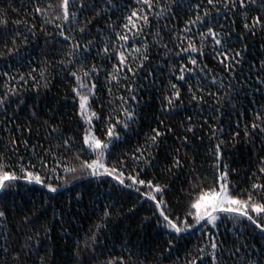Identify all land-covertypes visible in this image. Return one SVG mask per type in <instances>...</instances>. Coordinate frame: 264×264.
<instances>
[{"label":"snow or ice","instance_id":"1","mask_svg":"<svg viewBox=\"0 0 264 264\" xmlns=\"http://www.w3.org/2000/svg\"><path fill=\"white\" fill-rule=\"evenodd\" d=\"M176 8L194 12L195 17L189 19L179 32L165 25L169 33H176L175 36L170 35L166 42L164 28L159 26V21L175 17ZM202 8L205 10L201 13ZM212 10L217 14L223 12L226 17L239 16L243 22V34L237 36L239 41L257 34H261L264 40V0H197L195 4L192 0H56L44 7L40 6L39 0H33L34 15L44 17L39 31L46 32L48 25H54V31L46 34V48L40 53L43 59L36 67H30L27 73L17 71L13 74L10 71L13 64L9 63V71L0 73V78H3L0 84V109H3L6 117L0 123L7 125L11 121V117H8L11 105L16 106L13 115L16 110L27 109V123L13 121L12 129L23 133L26 128L29 134L35 131L37 137L42 138L48 146L37 143L29 148L30 140L13 135H9L7 142H4V149L0 150V220L7 217L4 201L17 194L14 188L18 180L22 179L29 185H40L48 193H57L60 188L76 181L87 180L90 184L89 178L110 177L114 185L124 190H134L143 201L152 205L151 215L143 218L141 226L155 219L156 227L165 234L168 245L165 251L169 254L180 241L187 242L197 231L200 233L196 237L197 243L186 246L183 257L177 256L173 264H264V157H258L256 169L252 172L254 182L239 190V183L230 180L236 170L224 162L228 140L221 138L226 132L219 118L215 126L209 127V141H216L214 145L210 143L207 149V154L213 160L206 170L210 171V178L197 174L194 157L193 163L189 164L187 152L181 156L180 147L166 146L168 135L174 134L175 129L155 114L152 119L156 126L149 125L142 143L138 141L134 148L119 155L113 152L117 142L126 143L129 133L136 132L133 125L140 127L141 121L145 120L142 115L145 105L140 99V92L149 77H153L155 83V71L150 68L154 48L164 52L166 65L168 60H184L186 55L187 64L193 66L188 67L184 63L168 66L167 85L161 88V92H167V95L160 97V115H171L176 108L183 107V92L178 86L181 81L188 86L191 95L189 102H195L197 107L204 104L205 88L202 82L210 77L212 85L219 82L221 88H227L223 95L208 93L215 100L214 111L223 115L225 109H230L238 118L244 116L243 136L248 142H253L254 137L260 138L264 147V100H248L249 105H255L251 109V123H248V109L238 111L234 102L239 98V108H244L251 87L248 77L244 81L237 80L239 87H235L232 79L236 77L233 76L225 86L223 80H217L214 72H209L207 65H202L197 73L198 83H188L189 74L200 64L198 57L206 54L204 49L209 41L211 54L225 73H234L237 66L246 62L244 53L247 44L239 50L235 49L231 42L233 29L225 33L221 25L217 31ZM10 11L19 14L12 2L0 9V60L21 63L26 58L21 53V47L29 45V37L38 36L37 26L29 25L26 21H10ZM113 15H116L115 20L112 19ZM97 21L104 22L98 25ZM232 23L234 25L235 20ZM21 24L26 27V33L21 32ZM191 24L205 30L193 34L188 27ZM170 43L174 47H169ZM261 49L264 51V43ZM193 53H197L198 57H193ZM141 72L144 73L143 78ZM249 72L256 84L254 91L261 92L264 89V59L258 64L249 62ZM200 73L204 75L200 76ZM61 74L69 90L65 99L71 97V112L65 114L74 122L70 128L63 126V118L56 123L55 115L48 114L55 113V108L49 107L43 113L40 108L41 89L49 90L56 76ZM160 84L164 85L163 77ZM33 122L39 128L34 130ZM201 123L206 124L207 121ZM186 124L181 122L183 135L177 137L181 147L185 148L190 143L189 134L194 136L197 131L196 122L191 116ZM240 135L238 120L237 131L231 139L238 141ZM21 143L31 155H20ZM161 151L168 161L162 169L164 173L173 174L185 167L190 169L191 179L184 181L187 188H180L179 198L175 201L167 199L168 184L160 182L156 174L148 178V169L156 167L161 159ZM84 196V192H77L75 203L83 204ZM89 207L96 222L83 235L80 229H73V236L64 227L71 226L78 215L72 209L71 200L67 207L53 212L67 241H70L64 244V248L71 249L67 254L57 253L54 244H45V241H51L52 225L41 223L36 213L25 215L20 227L14 232L5 228L0 236V264H95L96 261L100 264H151V260L170 258L161 252L150 260L146 252L152 253V247L136 245L137 251H133L127 248V244L132 243L129 240L121 246L127 249V254L113 256L112 250L108 249L107 258L100 260L104 252L97 249L107 248V244L101 240V233L108 228L115 205L106 204L100 209L93 205ZM225 222L237 228V235L231 242L219 239L220 225ZM37 224L40 225L39 229L35 227ZM29 225L32 228L28 231L21 230ZM40 229L43 230V240ZM246 232L253 233V239L259 242L249 244L244 235Z\"/></svg>","mask_w":264,"mask_h":264},{"label":"trees","instance_id":"2","mask_svg":"<svg viewBox=\"0 0 264 264\" xmlns=\"http://www.w3.org/2000/svg\"><path fill=\"white\" fill-rule=\"evenodd\" d=\"M12 2L13 8L19 10V14L16 12H9V20L10 21H26L27 24H35L37 26L38 36L33 38L29 37V45L27 47H21L22 55H25V59L21 63H14L13 61H5L0 60V73L4 71H9L7 65L9 63L13 64V67L10 69L11 73H16L19 71L20 73H27L30 70V67H36L37 63L43 59L40 55L41 50L46 48L45 44V36L47 33H51L54 31V25H48L46 32H40L39 28L44 19L42 16L34 15L33 8V0H0V9L6 8L8 4ZM49 2L55 3L56 0H39V4L41 7L46 6ZM193 4L197 2V0H192ZM205 9H201V13ZM176 16L172 18H165L159 21V26L164 28V36L165 41L169 39V36H175L176 33H169L168 29L164 26L174 27L177 32L184 29L186 22L189 19H194L195 13L189 12L187 9L176 8L174 9ZM84 15L90 16L91 13H85ZM213 23L217 25V31L220 30L219 26L224 27V32L227 33L229 29H233L231 35V42H233V47L239 50L243 47L244 44H247V51L244 53L245 63L237 66L236 71L234 73H225L222 66L219 65L218 61L213 58L211 52V41L208 42V46L204 49L205 55L199 56L197 53H193V57H198L200 64L195 66V71L189 74L188 83L196 85L199 81V77L197 73L199 72V68L202 65H207L209 72H214L217 80H223L224 85L227 86L229 80L232 79L233 76L236 79H232V83L235 87H239L237 80L244 81L245 77L249 78V83L251 87L248 89L249 95L248 99L244 101V108H239V98H237L234 102L237 103V110L243 112L244 109H248V123H251V109L255 107V105H249L248 100L256 99V100H264L262 97V89L261 92H255L254 89L256 84L254 82V77L249 72V62L253 64H258L261 59H264V51L261 49L262 40L261 34H257L255 37L248 35L247 39L244 41H239L237 39L238 34H243V22L239 19V16H228L226 17L223 12L217 14L215 10H212ZM83 19V15L81 16ZM112 19H116V15L112 16ZM235 20V24L233 25L232 21ZM104 21H97V24H102ZM15 27V25H13ZM156 25H153V30H155ZM192 29V33L196 34L199 31H203L205 29L201 28L199 25L191 24L188 25ZM21 32L27 31L24 24L19 25ZM89 37H85L88 39ZM51 43V41H49ZM186 46V43H185ZM199 46V45H197ZM169 47H174L173 44H169ZM49 51H53V49H48ZM95 53H93L94 55ZM55 59H59V57H55ZM165 60L167 57L164 56V52L153 49V56L150 68L155 71V83H153V77H149L147 81H145V87L140 92V99L142 103L145 105L143 107L142 115H144L145 120L141 121L140 127L133 125L136 128V132L129 133L127 142H117L116 147L113 149L115 155H119L121 152H127L134 148L137 145V142H143V136L146 131H148L149 125L155 127V121L152 119L153 114L160 116L161 119H164L165 123L175 129L174 134H169L166 141V146L170 145L172 147H180L181 156L184 155L185 152L188 153L189 160L188 163H193L196 168V172L198 175L203 176H211L210 171H206L209 169V166L213 163L211 157L207 154V149L210 146L215 144V140L209 141V137L211 136V132L209 131L210 126H215L217 118L221 121V126L225 129L226 135L222 136V139L228 140V144L224 149V162L228 163L231 169L236 170L235 173L230 176V180L233 183H239V190H243L247 188L252 182V172L255 171L256 165L258 162V157H264V147H262L261 139L255 138L253 142H248L246 138L243 136V128H244V116H240L239 118L236 116L235 112L230 109H225L223 115L219 111H214L215 108V100L214 98H210L208 96L209 92L217 93L218 95H223L227 90L226 87L221 88L219 82L215 85L210 83V77L206 78L202 82V86L205 88L204 97L205 103L196 106L195 102L190 103L191 95L188 92V86L185 82H179L181 90L183 92V107L176 108L174 113L171 115H160L159 108L161 107V95H167V92H161L162 87H166L167 78H168V66L172 63H176L179 65L180 63L186 64L188 67H193L190 64H187L188 57L185 55L184 60H168V64H165ZM31 61V64L29 63ZM97 62H99L97 60ZM147 70V69H146ZM59 71V69H57ZM254 71V69H253ZM178 74V73H177ZM55 76L56 74L53 73ZM203 76V73L199 74ZM141 78H143L144 73H140ZM164 78V85L160 84L161 78ZM101 80H103V76H101ZM173 82H176L173 80ZM3 83V78H0V84ZM67 81L61 76H56V79L53 81L52 85H50L49 90L41 89V101L40 108L41 112H47L49 107L55 108L56 112H49V115H55V122L60 123L63 118V126L65 128H70L74 126V122L71 120L69 115H65L66 113L71 112V97L65 99L66 94L68 93V89L65 87ZM219 89V92L217 90ZM103 95L106 96V93ZM106 103V101H105ZM15 104L11 105L8 108V117H11V121L5 125L0 123V150L4 149V142H7L9 135L18 136L22 140L28 139L30 140L29 148L33 144H42L44 147H47V143L42 139L38 138L36 132L29 134L27 129L25 128L24 132L21 133L17 130L12 129V122L18 124H26L28 110L24 111H15ZM107 113H105L106 115ZM191 116L193 120L196 122L197 131L195 135L189 134V145L187 148L181 147L180 140L177 137L183 135V128L181 127V122H185V126H187L186 121L187 118ZM46 118V117H45ZM6 117L3 115V109H0V122L4 121ZM239 120V129L241 130V135L238 141H234L231 137L237 131V121ZM207 121L206 124H202L201 122ZM33 129L39 128V125L35 122L32 123ZM8 129L7 131L5 129ZM141 128L143 130H141ZM163 130V129H161ZM138 133V135H137ZM203 138V139H201ZM55 144V141H53ZM195 146V147H194ZM19 153L20 155H31L30 152H27L21 143L19 145ZM10 154V153H9ZM155 154V153H154ZM15 159V157L13 158ZM27 162V160L25 161ZM168 161L163 158V151H161V159L157 161L156 167L149 168L148 178H152L153 174H156L162 183H166L169 185V191L167 193V199L171 201H175L179 198V190L181 187L187 188V184L184 183L186 179H191L190 169L185 167L182 170H177L173 174H166L162 171L164 167H166ZM143 167V165H141ZM91 179V183L89 184L87 180L85 181H76L74 184H70L67 187H62L59 189L57 193H48L47 189H44L40 185L35 184H27L24 180L16 181L14 191L17 192L16 195L9 196L4 204L6 205L7 217L4 220H0V236L3 235L5 228L15 231L17 227H20V221L23 219L25 215H31L32 213H36L40 216L41 223H48L53 226V231L51 233V241H45V244H54L55 250L57 253L67 254L71 249L64 248V244L67 241V237L64 232L61 230V226L57 220V218L53 215L55 210L59 208H64L68 206V201H72V209L73 211L78 212V215L73 220V224L71 226L64 225L65 228L68 229L69 232H73V229H80L81 235L87 231L89 226L96 222V217L92 215V208L89 207L93 205L95 208L100 209L103 205L106 204H114L113 208V217L112 220L108 223V228L101 233V240L107 244V248H98L97 251H103L104 256L100 257V260L106 259L108 256V249H111V255L118 256L123 254H127V249L122 248V245L127 244L130 240L132 243L127 244V248H131L133 251H137L136 245H147L148 247L153 248L152 253L146 254L149 256L150 260L153 256L159 255L161 252L164 255H169L170 258L162 261L151 260V264H173V261L176 260L177 256L183 257L184 248L190 247L197 243L196 237L200 235L197 231L195 235L189 238L187 242L180 241L176 247H174L171 254L165 251L168 248L167 243H165L166 237L162 230L156 227L155 219L152 220L151 223H146L141 226V221L145 216L151 215L152 205L149 202L143 201L138 194L134 190H124L119 186L114 185V182L110 177H101L99 179L89 178ZM77 192H84V200L83 204H76L74 197ZM47 201V203H45ZM88 209V213L85 214V209ZM43 213V215H41ZM91 217V218H89ZM37 229L40 228V225L37 224L35 226ZM29 228H32L31 225L28 228H22V231H28ZM215 231V230H214ZM41 239H44L43 230L40 229ZM117 233V235H113V233ZM219 239L224 240L226 242H231L233 238L237 235V228L230 222H225L220 225L219 228ZM245 237L247 238V242L249 244L258 243L259 241L253 239V233L246 232ZM175 244V241H174ZM177 249H179L177 251ZM143 259V257H140ZM95 264H100L99 261H96Z\"/></svg>","mask_w":264,"mask_h":264}]
</instances>
